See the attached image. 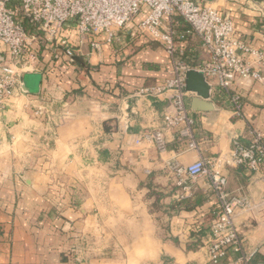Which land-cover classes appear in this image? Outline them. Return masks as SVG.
Segmentation results:
<instances>
[{
  "label": "crops",
  "instance_id": "1",
  "mask_svg": "<svg viewBox=\"0 0 264 264\" xmlns=\"http://www.w3.org/2000/svg\"><path fill=\"white\" fill-rule=\"evenodd\" d=\"M215 5L240 39L264 48L263 0ZM175 22L186 29L179 18ZM125 39L124 46L102 45L99 52L85 46L76 55L79 65L60 69L73 95L41 70L34 73L43 76L40 95L16 99L0 112V264H209L208 238L195 250L187 246L194 243L192 233L210 228L217 201L204 178L185 180V195L166 167L172 159L188 165L199 158L226 177L229 194L247 199L249 207L237 211L235 224L245 252L256 251L251 264H264V171L253 173L229 160L234 141L248 144V128L264 135V82L236 83L242 120L232 117L216 88L210 91L213 112L192 111L197 96L188 95L199 150L186 152L168 136L160 154L152 144L134 141L161 127L170 93L152 100L135 93L163 84L167 55L157 42ZM182 46V59L197 71L206 59L199 39L189 37ZM5 55L0 47V62ZM21 101L54 113L48 121L31 118ZM68 248L75 250L73 262L60 254ZM219 264L232 263L226 258Z\"/></svg>",
  "mask_w": 264,
  "mask_h": 264
},
{
  "label": "built area",
  "instance_id": "2",
  "mask_svg": "<svg viewBox=\"0 0 264 264\" xmlns=\"http://www.w3.org/2000/svg\"><path fill=\"white\" fill-rule=\"evenodd\" d=\"M216 3L217 0H0V47L6 50L0 62V112L9 111L14 100L32 96L20 89L25 73L57 67L64 59L75 58L85 46L93 53L99 52L102 45L124 46L127 36L143 38L163 47L170 67L163 84L142 87L135 95L147 100L159 99L166 93L170 96L166 98L161 127L145 132L134 144L148 142L162 154L170 136L182 143L186 152L199 150L194 135L196 118L186 105L188 95H195L186 91V73L193 70L182 59V45L187 39H199L206 59L197 71L228 103L233 118L244 119V104L235 91L236 83L264 82V48L240 39L231 19L213 7ZM176 18L185 24V30L176 28ZM31 109L34 117L47 121L54 113L46 105ZM247 137V145L232 143L230 164L262 172L264 135L250 127ZM166 167L185 195L190 192L185 180L204 178L217 201L218 211L205 243L207 262L219 264L229 258L232 264H251L256 251L245 252L244 238L235 224L237 211L249 207L247 199L229 194L226 177L214 172L211 161L204 158L188 165L172 159Z\"/></svg>",
  "mask_w": 264,
  "mask_h": 264
},
{
  "label": "water",
  "instance_id": "3",
  "mask_svg": "<svg viewBox=\"0 0 264 264\" xmlns=\"http://www.w3.org/2000/svg\"><path fill=\"white\" fill-rule=\"evenodd\" d=\"M206 2L213 3L216 0H205ZM2 61V60H1ZM29 81H32L33 87L35 90L30 92L28 89ZM42 81V77L39 74H26L23 75L21 79V92L37 96L40 94V84ZM210 86L205 81L203 75L195 70H189L186 73V91L195 93L197 96L196 99L192 103V111L194 112H213L215 108L210 100Z\"/></svg>",
  "mask_w": 264,
  "mask_h": 264
},
{
  "label": "trees",
  "instance_id": "4",
  "mask_svg": "<svg viewBox=\"0 0 264 264\" xmlns=\"http://www.w3.org/2000/svg\"><path fill=\"white\" fill-rule=\"evenodd\" d=\"M79 60L77 59V57L73 58V59H64L62 61V65L60 64L57 67H51L49 69H44L43 74H45L46 76H50L51 79L54 80V82L56 83V85H58L59 87H62L65 91H66V96L68 95H73V92H68L67 88H65V86L63 85L64 83L61 82L62 78V73L63 71H61L60 69L62 67H70V66H74L75 65H79ZM55 68H57L58 70H55ZM67 84L74 86L73 81L69 80L67 81ZM183 204V203H181ZM210 235V228H208V230L206 231L205 229H200L199 231H197L196 233H192L191 234V238L194 240V243H190V245L187 246V250H195L200 246V239L201 238H208Z\"/></svg>",
  "mask_w": 264,
  "mask_h": 264
},
{
  "label": "rangeland",
  "instance_id": "5",
  "mask_svg": "<svg viewBox=\"0 0 264 264\" xmlns=\"http://www.w3.org/2000/svg\"><path fill=\"white\" fill-rule=\"evenodd\" d=\"M213 7L214 8H216V5H213ZM32 83V81H29V84H28V89L30 90V92H33L34 90H35V88L33 87V84H31ZM19 104H20V107H22V106H24V105H27V104H25L23 101H21V102H19ZM32 105H29L27 108H23V111L26 113V115L27 116H29V117H31V118H36V117H34L33 116V114H32ZM70 247V246H69ZM54 250H55V248H53ZM49 250H51L52 252L54 251V250H52V249H49ZM75 252V250L74 249H66V250H64L62 253H60L61 255H63V258H65L66 260L64 261V262H68V259H70V261L71 262H73V258H74V253ZM50 253V252H49ZM145 253H141L140 255H144ZM148 255V254H147ZM112 256V255H111ZM154 257V256H153ZM151 258V257H150ZM162 258H163V256H162ZM70 264H72V263H70ZM152 264H155V263H152Z\"/></svg>",
  "mask_w": 264,
  "mask_h": 264
}]
</instances>
